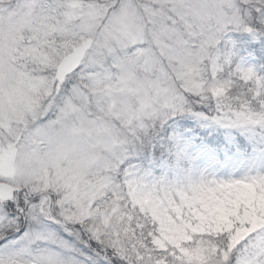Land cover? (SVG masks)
<instances>
[{"label": "snow or ice", "instance_id": "snow-or-ice-1", "mask_svg": "<svg viewBox=\"0 0 264 264\" xmlns=\"http://www.w3.org/2000/svg\"><path fill=\"white\" fill-rule=\"evenodd\" d=\"M229 33L264 0H0V264H264V77Z\"/></svg>", "mask_w": 264, "mask_h": 264}, {"label": "rangeland", "instance_id": "rangeland-1", "mask_svg": "<svg viewBox=\"0 0 264 264\" xmlns=\"http://www.w3.org/2000/svg\"><path fill=\"white\" fill-rule=\"evenodd\" d=\"M263 39L254 40L246 33H229L226 37V42L221 44V54L231 50L235 55L233 56V63H241L244 68H253L259 76L264 77V67L258 64L254 53L247 48L248 44L257 45Z\"/></svg>", "mask_w": 264, "mask_h": 264}, {"label": "trees", "instance_id": "trees-1", "mask_svg": "<svg viewBox=\"0 0 264 264\" xmlns=\"http://www.w3.org/2000/svg\"><path fill=\"white\" fill-rule=\"evenodd\" d=\"M259 44H248L247 48L250 52L254 53L258 64L262 65L264 67V37H262Z\"/></svg>", "mask_w": 264, "mask_h": 264}]
</instances>
